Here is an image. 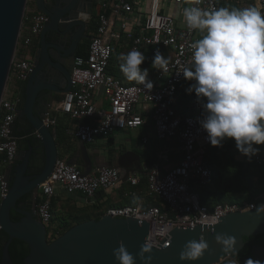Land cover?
Returning <instances> with one entry per match:
<instances>
[{
	"label": "built area",
	"instance_id": "2783aa9c",
	"mask_svg": "<svg viewBox=\"0 0 264 264\" xmlns=\"http://www.w3.org/2000/svg\"><path fill=\"white\" fill-rule=\"evenodd\" d=\"M137 0H103L100 4L103 12L98 17L96 32L90 39L86 55H78L71 72L72 88L64 94L60 105L48 109L43 118L44 124L51 129L58 123V114L69 116L74 121L70 134L85 144L94 143L99 137H108L115 130L143 126V112L151 115L155 133L159 139L175 138L182 152L181 159L171 164L167 170L159 163L149 167L147 181L149 192L158 196L165 207L153 205L147 208L139 205L111 207L106 214L116 217H136L150 223L148 242L160 243L166 236L159 232L175 227H195L199 224H216L218 216L231 211H244L254 208L250 203H218L213 208L201 201V195L193 190L194 185H207L213 172L205 164L206 149L210 145L207 133L200 127L194 116H181L174 108L178 85L183 80V68L190 62L191 43L201 34L191 30L186 23L178 26L175 17L162 12L160 0H153L151 10L143 22L131 21L130 15L135 10ZM177 5L192 6L195 0H169ZM220 0H200L198 7L204 9L219 8ZM264 0H258L257 8L264 13ZM27 10V9H26ZM26 17V14H25ZM25 19V18H24ZM49 16L40 11L31 15L28 33L23 35V25L17 50L12 62L11 74L0 104V154L6 164L15 161L18 154L19 140L14 127L17 120L18 99L9 89V83L26 81L32 70L33 62L30 45L39 36L48 22ZM122 39L130 41L132 49L143 51L171 48V61L167 72L162 69L157 73V83L152 90L142 84L126 85L108 71L113 56L114 45ZM104 89V96L109 101L106 109L94 101V93ZM88 120V121H84ZM264 152V145H262ZM163 163L171 161L168 154H161ZM259 164L264 162V153L256 157ZM131 185L137 186L138 176L129 178ZM122 176L113 166H101L88 175L78 164H70L64 158H58L50 177L40 185V201L37 214L48 226L52 213V198L62 190L66 194L82 193L93 197L98 191L120 188ZM9 183L5 174H0V203L7 195ZM2 226L0 225V230ZM215 264H221L215 263Z\"/></svg>",
	"mask_w": 264,
	"mask_h": 264
},
{
	"label": "water",
	"instance_id": "95a60500",
	"mask_svg": "<svg viewBox=\"0 0 264 264\" xmlns=\"http://www.w3.org/2000/svg\"><path fill=\"white\" fill-rule=\"evenodd\" d=\"M28 0H0V104L11 74L12 62L17 50ZM94 0H36L38 11L49 16L41 34L40 45L33 62V70L23 89V100L18 101L17 119H25L29 127L27 148L19 151L15 161L8 165L5 179L9 183L7 195L0 203V225L8 235L1 248L0 264H14L10 244L14 239L29 246V254L22 264H118L113 249L122 241L127 250L136 256V264H142L138 253L141 245L148 242L150 223L136 217L104 214L100 219L78 223L49 241L47 226L36 211L20 208L19 200L27 193L37 190L51 175L60 157L53 130L43 122L54 91L66 93L71 89V73L64 70L66 50L77 48L88 22L84 15L93 12ZM87 37V36H83ZM69 41L68 48L61 47ZM17 121V120H16ZM80 156L71 157L70 164L83 159V174L88 175L101 167L95 165L84 143L79 145ZM17 160V162H16ZM140 161V156L129 151L118 159L124 175L122 181L139 171L130 161ZM33 167L35 173L29 172ZM12 172V177L9 174ZM93 202L92 199L88 200ZM256 204V203H255ZM16 209L22 218L15 221L11 210ZM219 223L199 224L195 227H175L158 244H151V264H215L241 251L244 238L264 233V200L254 209L231 211L218 216ZM223 233L236 237L237 250L226 254L215 236ZM203 238L209 247L201 258L182 261L180 252L185 243ZM259 247L255 245V248ZM253 253V252H252Z\"/></svg>",
	"mask_w": 264,
	"mask_h": 264
},
{
	"label": "clouds",
	"instance_id": "9594fccd",
	"mask_svg": "<svg viewBox=\"0 0 264 264\" xmlns=\"http://www.w3.org/2000/svg\"><path fill=\"white\" fill-rule=\"evenodd\" d=\"M200 0L182 10L187 27L201 36L191 43L190 62L183 68V78L192 83L185 89L195 93L202 112L200 127L207 133L212 146L222 147L223 141L232 138L236 149L249 162L264 145V13L255 6L245 8L198 7ZM120 68L129 81L152 90L148 68H141L146 60L139 50L122 54ZM155 67L167 72L169 59L157 50L152 58ZM213 220L212 223H219ZM167 236L168 230L159 232ZM226 254L237 252L236 237L218 233L215 236ZM152 245L144 243L138 253L142 264H151ZM209 245L203 238L185 243L180 252L182 261H195L204 255ZM118 264H136L122 241L113 249ZM229 264H239L232 259ZM244 264H264L248 257Z\"/></svg>",
	"mask_w": 264,
	"mask_h": 264
},
{
	"label": "trees",
	"instance_id": "16d2710c",
	"mask_svg": "<svg viewBox=\"0 0 264 264\" xmlns=\"http://www.w3.org/2000/svg\"><path fill=\"white\" fill-rule=\"evenodd\" d=\"M103 12L101 5H97L96 12L90 20L89 31L94 34L98 25V17ZM90 39L86 44L82 45L77 55H86L89 48ZM40 45V35L33 39L30 48L32 52L36 51ZM162 54L171 61V48L162 47ZM131 47L130 41L122 39L120 43L114 45L113 56L110 60L108 71L118 77L122 83L126 85L135 84L134 81H129L123 72L121 71L120 65L123 61L120 59L122 54H126ZM146 60L141 65V68H148L149 76L148 79L153 81L154 84L157 83V73L159 68L155 67L152 58L154 56L153 52L143 51L142 52ZM26 81L18 82L17 85L22 90L24 89ZM192 83V81L183 80L178 85L177 94L175 97L174 108L176 113L181 116H194L198 120L201 118L202 109L197 103L195 93H187L185 89ZM65 129L59 127L56 130V142L57 144H66L67 146V136L64 133ZM15 134L18 135V133ZM32 135V134H31ZM67 139V140H66ZM239 151L236 149L235 141L232 138H227L223 141L222 147H215L211 144L206 149L205 164L211 168L213 172L212 179L205 185H194L193 189L198 191L201 195V201L203 204L213 208L218 203H238L243 204L244 202L256 203L261 201V196L264 194V162L258 164L255 157L252 158L251 162L249 160H239L237 155ZM67 153L61 151L60 157L67 158ZM3 158V156L1 155ZM126 184V183H125ZM124 183L120 187V196H125V185ZM133 186V185H132ZM140 189L142 192H148V199L144 208L156 205L161 208L165 207V203L156 195H153L148 190L147 177L142 178L139 185L134 186ZM82 193L69 194L70 196L64 197L62 193H57L52 198L51 213L52 218L49 227L53 229L49 241H52L57 235H60L73 227L74 225L87 221L90 219H100L107 210L111 207L124 206V203H112L104 202L99 203H87L85 206H78L76 200L72 195ZM40 201V199H39ZM134 201V200H133ZM132 204H135V202ZM12 219L17 221L14 214L11 215ZM47 227V229L49 228ZM8 240V236H5L3 244ZM245 245L240 252L227 258L221 264H229V261L235 259L239 261V264H244V261L248 257H253L252 251L253 247L257 244L264 245V233L254 236H249L244 238ZM10 253L14 264H22L23 259L29 254V246L24 241L14 239L10 244ZM1 259V252H0Z\"/></svg>",
	"mask_w": 264,
	"mask_h": 264
},
{
	"label": "crops",
	"instance_id": "0c3cea01",
	"mask_svg": "<svg viewBox=\"0 0 264 264\" xmlns=\"http://www.w3.org/2000/svg\"><path fill=\"white\" fill-rule=\"evenodd\" d=\"M103 0H95L93 4V12L90 16L93 17V14L96 12L97 5H101L100 3ZM153 0H137L135 4V10L130 15L131 21L136 24L132 26L135 28L139 23L143 22L144 19L148 16L151 6H152ZM220 7H238V8H245L249 6H255L258 5V0H220L219 2ZM159 8L162 12L171 14L175 17L178 26H183L185 24L183 17H182V10L186 7V5H176L169 0H160L159 1ZM264 10V5H263ZM34 11H38L36 0H29L27 4V10H26V17L23 22V35H26L28 33V28L31 24V15ZM89 18V19H91ZM88 19V22H89ZM36 38V37H35ZM34 38V39H35ZM39 48V46H38ZM37 48V49H38ZM36 49V51H37ZM36 51L32 52V49L30 48L29 52L31 55V58L33 59L35 56ZM9 89L14 93L15 97L18 99H22V89L18 87L17 83L10 82L9 83ZM54 98L50 101L48 109H54L57 108L60 105L61 100L64 97L65 93H60L57 91L53 92ZM107 99L104 96V89L99 88L94 93V101H97L99 105H102L103 101ZM108 100V99H107ZM143 116L145 118V123L143 126L137 127V128H125V129H118L115 130L110 136L108 137H99L97 140L92 144H85L88 148L89 154L92 158V161L94 157H96L100 161H106L111 160V163L109 166H113L120 170L121 176L123 178V171L119 167L118 159L123 155L126 154L129 151L135 152L140 156V161L138 160H132L130 161V164L135 167L141 166L142 168L137 171L136 173H133L129 176H138L140 179H144L147 177V170L148 167L152 164L159 163L163 166V169L167 170L169 165L176 164L179 159L182 157L181 151H179V147L176 143V139H158L155 133V128L153 124V120L151 118V115L147 113L146 111L143 112ZM88 121V120H84ZM74 121L69 116L65 114H58V123L54 127L53 132L56 138V130L59 129V127H63L65 129L64 133L66 134L68 140L67 144H71L70 146L66 144H59V153L61 151L65 152L66 160L70 159L71 157L80 156L79 151V145H81V142L78 138L72 136L69 132V130H72L74 126ZM29 125L26 123L25 119H17L14 127V131L18 133V140H19V147L18 152L27 148V142L30 138V133H27ZM136 130L134 133L133 131ZM133 132V133H132ZM139 139L135 143V140ZM98 145H102L103 149L100 147H97ZM92 147V148H91ZM177 147L178 148V154H172V148ZM261 149L258 155L254 156L255 160L256 157L259 155H262L263 148L262 145L257 146ZM168 154L169 158H171L170 162L163 163L164 160L161 158V154ZM61 158V157H60ZM237 158L239 160L245 161L248 160L245 156L241 155L240 153L237 155ZM65 159V158H64ZM163 161V162H162ZM94 162V161H93ZM83 159L80 157L78 165L83 169L82 167ZM259 164V163H258ZM9 164L4 163L3 158L0 154V174H5L6 169ZM129 178L127 181L123 182L122 184L126 183L125 186V196H120V189H113L111 192L108 191H98L95 196L89 198L86 196H82L80 194L72 195L74 199L76 200V204L78 206H83L84 204L89 203L88 200L92 199L93 202L102 204L104 202H112V203H124L125 205H139L144 206L146 204V201L148 199V192L144 193L140 189L138 190L137 187H134L131 185ZM122 186V185H121ZM62 195L64 197L70 196L69 194H66L65 192H62ZM261 198L264 200V194L261 196ZM134 200V201H133ZM91 202V203H93ZM132 202L135 204H132ZM119 207V206H118ZM259 247L255 248L253 250V257L254 259H259L264 261V245H258Z\"/></svg>",
	"mask_w": 264,
	"mask_h": 264
},
{
	"label": "flooded vegetation",
	"instance_id": "af4514ba",
	"mask_svg": "<svg viewBox=\"0 0 264 264\" xmlns=\"http://www.w3.org/2000/svg\"><path fill=\"white\" fill-rule=\"evenodd\" d=\"M94 2H95V0H94ZM90 20H89V22L87 20V22H88L89 25L86 28L85 32L82 33V34H80V35H78V38H81V39L79 41V44H78L76 50L75 49H69L68 48L69 41L68 42L67 41H62L63 43L60 44L61 47L68 48L66 50L67 57L64 58V70L66 72H70V73L72 72V69L74 67V61H75V58L77 56L78 51L80 50V48L82 47V45L86 44L87 41L89 39H91L92 36H93V34L89 31L90 24H91L90 23ZM83 36H87V37H83ZM21 91H22V100H23V97H24L23 96V90H21ZM29 136H30V139H33V137H34L33 135H29ZM19 154L20 153H18V155ZM93 161H94L95 165H100V166H109L110 163H111V160H109V159L106 160V161H100L96 157H94ZM16 162H17V160H16ZM36 171H37V169H35L33 167H31L29 169V172H31V173H35ZM11 177H12V172L9 174V178H11ZM40 196H41V194H40V188H38L37 190L31 191V192L25 194L19 200V206H20V208H24V209H28V210H32V211H36L37 212V207H38V203H39ZM12 213L14 214V217L16 219L19 220L20 218H22V214L20 212H18V210L12 209L11 210V214ZM5 236H8V235L4 231L0 230V252H1V248L3 246V240L5 239ZM257 245H260V244H257Z\"/></svg>",
	"mask_w": 264,
	"mask_h": 264
},
{
	"label": "rangeland",
	"instance_id": "374dc122",
	"mask_svg": "<svg viewBox=\"0 0 264 264\" xmlns=\"http://www.w3.org/2000/svg\"><path fill=\"white\" fill-rule=\"evenodd\" d=\"M29 1V0H28ZM172 3H174V2H172ZM174 4H176V3H174ZM177 5V4H176ZM109 106H110V104H109V101L107 100V99H105L104 101H103V103H102V107H104V108H106V109H108L109 108ZM134 133L136 132V130H134L133 131ZM132 132V133H133ZM137 141H139V139H136L135 140V143L137 142ZM97 147H100V148H102L103 149V146L102 145H98ZM92 148V147H91ZM176 151H178V148L177 147H173L172 148V156H173V154H178V152H176ZM60 193H62L63 191L62 190H58ZM109 192H111V190H109ZM84 206H85V204H84ZM47 227H49V225L47 226ZM52 227V226H51ZM51 227H49L48 228V236H49V238H53V237H51V234H52V232H53V229L51 228Z\"/></svg>",
	"mask_w": 264,
	"mask_h": 264
},
{
	"label": "bare ground",
	"instance_id": "6f19581e",
	"mask_svg": "<svg viewBox=\"0 0 264 264\" xmlns=\"http://www.w3.org/2000/svg\"><path fill=\"white\" fill-rule=\"evenodd\" d=\"M91 15H92V14H91ZM91 15H88V14H87V15H84L85 20L87 21L89 18H91V17H90ZM89 20H90V19H89ZM77 56H78V55H77ZM77 56H76V57H77ZM71 88H72V85H71ZM70 90H71V89H70ZM156 136H157V135H156ZM157 138H158V137H157ZM158 139H159V138H158ZM174 139H175V138H174ZM181 153H182V152H181ZM180 159H181V158H180ZM180 159H179V160H180ZM152 165H153V164H152ZM152 165H150V166H152ZM150 166H149V167H150ZM149 167H148V169H149ZM147 173H148V170H147ZM147 182H148V181H147ZM121 185H122V184H121ZM148 190H149V186H148ZM193 190H194V189H193ZM195 191H196V190H195ZM244 203H248V202H244ZM244 203H243V204H244ZM248 204H249V203H248ZM251 204H254L255 207H256V204H255V203H250V205H251ZM255 207H254V208H255ZM254 208H250V209H254ZM57 236H58V235H57ZM252 252H253V251H252Z\"/></svg>",
	"mask_w": 264,
	"mask_h": 264
}]
</instances>
